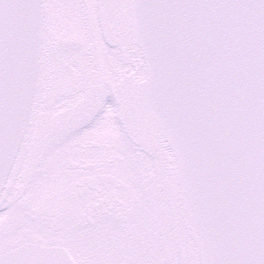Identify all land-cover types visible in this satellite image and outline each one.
Returning a JSON list of instances; mask_svg holds the SVG:
<instances>
[{
	"label": "snow or ice",
	"instance_id": "6c2138e0",
	"mask_svg": "<svg viewBox=\"0 0 264 264\" xmlns=\"http://www.w3.org/2000/svg\"><path fill=\"white\" fill-rule=\"evenodd\" d=\"M0 264H264V0H0Z\"/></svg>",
	"mask_w": 264,
	"mask_h": 264
}]
</instances>
